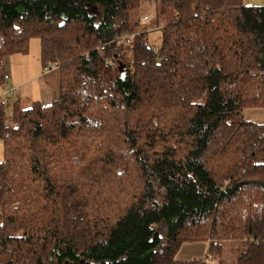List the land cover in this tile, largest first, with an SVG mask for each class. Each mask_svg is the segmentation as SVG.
Wrapping results in <instances>:
<instances>
[{"label": "trees", "instance_id": "1", "mask_svg": "<svg viewBox=\"0 0 264 264\" xmlns=\"http://www.w3.org/2000/svg\"><path fill=\"white\" fill-rule=\"evenodd\" d=\"M157 2L155 49L141 0H0V88L33 38L59 71L49 104L0 93V264H264V5Z\"/></svg>", "mask_w": 264, "mask_h": 264}, {"label": "rangeland", "instance_id": "2", "mask_svg": "<svg viewBox=\"0 0 264 264\" xmlns=\"http://www.w3.org/2000/svg\"><path fill=\"white\" fill-rule=\"evenodd\" d=\"M244 6H262L264 5V0H242ZM146 15L149 19L146 21V27H150V33L148 36L149 44L152 45L155 49H158L161 45V30L158 28V25L165 26L173 22L176 18V12L172 6H162L157 0H141L140 7L135 11V18L140 19L141 16ZM155 15V17H154ZM159 20L160 24L156 25V21ZM143 27L141 26L142 29ZM38 64V65H37ZM5 65L7 71L11 73L17 72L21 68H30L31 70L35 65L42 67L43 70L48 69L44 68L41 59H40V40L33 38L30 43V48L28 53H16L6 58ZM28 68V70H29ZM47 71V70H46ZM45 71V72H46ZM32 72H27V75L33 74ZM9 73V74H10ZM8 82H5L4 85L0 88V93L6 87H9ZM26 92H30V95H39L43 98L48 95L43 83L34 80L28 87H26ZM18 94L10 95L9 102L4 107L7 114H10L12 111L13 103L18 99ZM23 107H29L30 105L27 102L22 103ZM245 117L254 121L264 122V109L259 108H247L245 109ZM4 159V145L3 141L0 140V161ZM240 243L226 241L224 243L223 253L215 259V264H234L237 257L240 253Z\"/></svg>", "mask_w": 264, "mask_h": 264}, {"label": "crops", "instance_id": "3", "mask_svg": "<svg viewBox=\"0 0 264 264\" xmlns=\"http://www.w3.org/2000/svg\"><path fill=\"white\" fill-rule=\"evenodd\" d=\"M145 15V14H144ZM155 17V15H154ZM161 26V25H160ZM41 59V58H40ZM38 65V64H37ZM37 65L31 70L28 68H21L17 72L11 73L7 71L9 74V87L15 88L16 93L18 94L19 102H27L28 105H32L35 102H42L44 104L51 103L54 99L58 97V85H59V71L58 69L54 70H43L42 67H38ZM33 72V74L27 75V72ZM46 71V72H45ZM42 82L46 92L48 95L46 97H39V95H30V92H26V87L28 84L33 82L34 80ZM208 249V243L203 241H195V242H185L182 244L179 249L176 259L179 261H190L194 259L204 258Z\"/></svg>", "mask_w": 264, "mask_h": 264}, {"label": "built area", "instance_id": "4", "mask_svg": "<svg viewBox=\"0 0 264 264\" xmlns=\"http://www.w3.org/2000/svg\"><path fill=\"white\" fill-rule=\"evenodd\" d=\"M148 19H149V17L148 16H145V17H143L142 20L143 21H146ZM115 41H118V42L124 43V44H131V42H132V35H124V36H120V37L117 36L114 39H112L111 41H109L107 44H111V43H113ZM105 46H106L105 44L104 45H101L99 47V49L100 50H104L105 49ZM57 68H58L57 65L56 64H53L49 69L50 70H54V69H57ZM6 78H7V76L5 77V79ZM13 91L14 90H12V89H6V90L3 91V93H2V104L6 103L9 100L10 95L12 94Z\"/></svg>", "mask_w": 264, "mask_h": 264}]
</instances>
